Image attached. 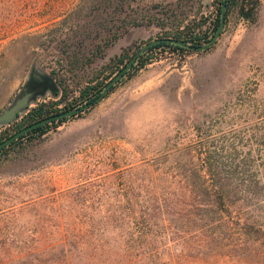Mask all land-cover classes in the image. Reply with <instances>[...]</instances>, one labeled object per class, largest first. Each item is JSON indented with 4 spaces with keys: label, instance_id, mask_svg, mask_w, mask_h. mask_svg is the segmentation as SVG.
Instances as JSON below:
<instances>
[{
    "label": "rangeland",
    "instance_id": "obj_1",
    "mask_svg": "<svg viewBox=\"0 0 264 264\" xmlns=\"http://www.w3.org/2000/svg\"><path fill=\"white\" fill-rule=\"evenodd\" d=\"M221 3L0 0V113L32 92L0 140L35 104H84L82 88L148 42H209ZM14 141L0 151V264H264V192L244 197L264 183V0L252 21L229 8L204 50L152 43L103 98Z\"/></svg>",
    "mask_w": 264,
    "mask_h": 264
},
{
    "label": "trees",
    "instance_id": "obj_2",
    "mask_svg": "<svg viewBox=\"0 0 264 264\" xmlns=\"http://www.w3.org/2000/svg\"><path fill=\"white\" fill-rule=\"evenodd\" d=\"M258 0H225L224 4H225V8L226 10L224 11V16L226 12L228 11L229 8L233 7V6H237V13L238 15L243 18L246 19L248 21H252L254 18V14H255V8H256V4H257ZM220 2V0H219ZM217 18L215 20L214 26H213V30L216 28L217 24H218V17H219V10L217 11ZM174 39L177 40H182L184 42H191V43H198L199 37L196 36H190V37H186L184 35V33H182V31H176L172 34L171 36ZM159 45V44H156ZM151 47L148 48V50H150ZM126 59L127 57L123 54H120L119 56L114 57L112 60V63L115 67H117L119 64H121L123 62V59ZM151 57H148L147 59L144 58L143 56L139 58L136 66H134L133 68L139 69L141 67H143L145 65V63L147 62V60H150ZM129 76V72L127 73ZM100 83L97 82L94 85H86L84 88H82V90L80 91V94L78 95V98L82 99L85 102H89L91 101L100 91ZM51 113V110L49 108V106L45 103H38L35 104L34 106L30 107L29 110L20 118V120L18 122L13 123L12 128L15 131H18L20 129H22L23 127L32 124L42 118H44L46 115H49ZM61 120V119H59ZM47 124L44 125H39L34 127L33 129L27 131L26 133L20 135L17 139H21L25 136L28 137H34V136H38L41 135L45 129H46ZM2 140H0L1 142ZM15 141H12L11 143H9L8 145H12L14 144ZM6 145V146H8ZM5 147V146H4ZM4 148L1 147L0 151L3 150ZM214 167L213 162L210 161V159H208V157L206 159L204 158H200V168L201 171H203L205 174H208V179H211V175H213V173H209L207 171L211 170ZM203 175V174H202ZM207 178L205 179L204 175L201 176V180H203V182H210L207 181ZM221 179L218 180V184L216 183V190L214 191V196L215 199L213 202L215 203V205L218 206L219 211H223V208L225 207L226 204L232 202V200L229 199L226 191L224 190V186L223 183L220 182ZM255 183V185L257 186V188H250V186L247 188L244 197L246 198L245 195H251L255 198H257V195H259L258 193H262V191L264 192V183L260 182L258 179H255V181L253 182ZM253 187V186H252ZM235 196V199L233 200V202H237V201H243V197L240 195H236L233 194ZM262 195V194H260ZM238 214V216H236ZM235 214V216L239 219V213Z\"/></svg>",
    "mask_w": 264,
    "mask_h": 264
},
{
    "label": "water",
    "instance_id": "obj_3",
    "mask_svg": "<svg viewBox=\"0 0 264 264\" xmlns=\"http://www.w3.org/2000/svg\"><path fill=\"white\" fill-rule=\"evenodd\" d=\"M224 1L225 0H222V3L220 5L219 23L216 27L214 34L212 35L211 39L209 40V42L202 44V45H190V44H188L182 40H177L174 38H172V39L171 38H164V39H156L154 41L146 43L143 47H141L139 50H137L133 54V56L129 59V61L125 64V66L119 70V72L117 74H115L112 78H110V80H108L105 83V85L100 90V92L91 101L85 102L84 104H82V105H80L74 109L64 110L62 112H58L56 114L46 116V117H44V118H42V119H40V120H38L32 124H29V125L23 127L22 129L16 131L15 133H13L11 136L6 138L5 140L1 141L0 142V148L8 145L12 141L16 140L20 135L26 133L27 131L33 129L36 126L44 125V124H47L49 122H53V121L63 119L66 117H71V116L83 111L84 109L88 108L93 103L100 100L101 98H103L107 94V92L110 90L111 86L119 79V77H121L122 74L130 68V66L132 65V62L136 58L137 54L142 49H144L145 47H148L149 45H151L154 42L165 41V42L174 43V44H177L179 46L186 47V48H189L192 50H204V49H206L215 41V39L217 38V36L220 33L221 24L223 23L224 6H225ZM31 94H32V92L24 93L20 97L16 98L7 108H5L0 113V123L8 124L11 121L15 120L16 118H18L20 111L27 108L28 100H29Z\"/></svg>",
    "mask_w": 264,
    "mask_h": 264
}]
</instances>
